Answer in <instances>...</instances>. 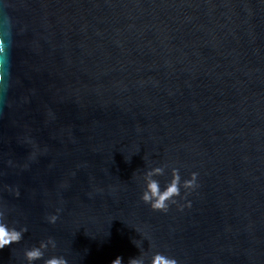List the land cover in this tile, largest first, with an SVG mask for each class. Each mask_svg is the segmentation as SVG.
Masks as SVG:
<instances>
[{
  "label": "water",
  "instance_id": "1",
  "mask_svg": "<svg viewBox=\"0 0 264 264\" xmlns=\"http://www.w3.org/2000/svg\"><path fill=\"white\" fill-rule=\"evenodd\" d=\"M0 209V264H264V0H0Z\"/></svg>",
  "mask_w": 264,
  "mask_h": 264
},
{
  "label": "clouds",
  "instance_id": "2",
  "mask_svg": "<svg viewBox=\"0 0 264 264\" xmlns=\"http://www.w3.org/2000/svg\"><path fill=\"white\" fill-rule=\"evenodd\" d=\"M164 174V167H155L144 172L142 179L144 182L143 192L141 199L144 203L150 205L151 209L154 211L167 212L170 205L177 204V198L184 199L191 192L195 191L199 187L197 184L198 174L193 172L189 179L181 181V176L178 169L172 170V178L170 182L166 183L161 188L160 181L155 179L157 176ZM184 190L182 196L181 190ZM191 207V202L187 205H179L181 210L183 207ZM59 212V209L57 210ZM49 223H56L58 215H50L47 217ZM28 231L26 227L17 230L16 227L10 226L5 221V214L2 209H0V250L4 249L6 246H10L15 243H19L24 234ZM134 241L137 247H140L138 242ZM51 246L52 249L56 248V242L53 238H48L47 241H42L39 246H33L27 249L24 256L28 264H35L36 261L43 260V264H68V260L63 256L53 255L45 259V251ZM112 264H122V258L117 257ZM129 264H145V258L140 255L137 258L130 259ZM150 264H178L177 259L167 256L163 253H155L151 257Z\"/></svg>",
  "mask_w": 264,
  "mask_h": 264
}]
</instances>
